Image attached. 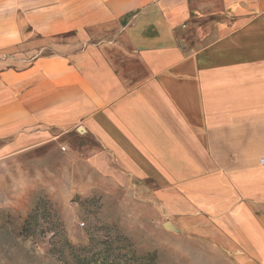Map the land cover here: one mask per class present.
<instances>
[{
    "label": "crops",
    "instance_id": "0c3cea01",
    "mask_svg": "<svg viewBox=\"0 0 264 264\" xmlns=\"http://www.w3.org/2000/svg\"><path fill=\"white\" fill-rule=\"evenodd\" d=\"M50 159H105L218 264H264V0H0V244Z\"/></svg>",
    "mask_w": 264,
    "mask_h": 264
},
{
    "label": "rangeland",
    "instance_id": "374dc122",
    "mask_svg": "<svg viewBox=\"0 0 264 264\" xmlns=\"http://www.w3.org/2000/svg\"><path fill=\"white\" fill-rule=\"evenodd\" d=\"M178 36L191 44L185 31ZM105 161L50 159L35 164L31 178L21 173L34 192L24 204L27 218L12 221L0 244V263L218 264L214 251L170 227L176 221L149 181L137 185L109 172Z\"/></svg>",
    "mask_w": 264,
    "mask_h": 264
},
{
    "label": "water",
    "instance_id": "95a60500",
    "mask_svg": "<svg viewBox=\"0 0 264 264\" xmlns=\"http://www.w3.org/2000/svg\"><path fill=\"white\" fill-rule=\"evenodd\" d=\"M171 227V226H170Z\"/></svg>",
    "mask_w": 264,
    "mask_h": 264
}]
</instances>
